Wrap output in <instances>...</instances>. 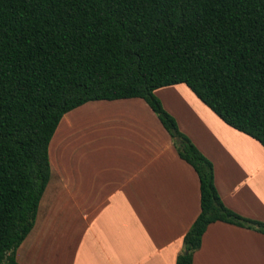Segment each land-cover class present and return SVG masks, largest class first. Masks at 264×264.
<instances>
[{"label": "trees", "instance_id": "16d2710c", "mask_svg": "<svg viewBox=\"0 0 264 264\" xmlns=\"http://www.w3.org/2000/svg\"><path fill=\"white\" fill-rule=\"evenodd\" d=\"M178 84L264 148V0H0V264H21L61 119L94 101L142 99L197 174L175 264H193L215 222L264 235L223 204L213 164L154 94Z\"/></svg>", "mask_w": 264, "mask_h": 264}, {"label": "crops", "instance_id": "0c3cea01", "mask_svg": "<svg viewBox=\"0 0 264 264\" xmlns=\"http://www.w3.org/2000/svg\"><path fill=\"white\" fill-rule=\"evenodd\" d=\"M154 94L178 128L213 164L214 183L223 204L245 218L264 222V148L226 125L184 84L162 87ZM134 100L142 99L106 102ZM140 107L144 110V106L132 107L134 110L128 106L102 108V112L121 117L103 116L101 134L95 130V138L86 140V154L90 146L97 154V170L86 173L84 188L77 186L67 170L54 172L56 187L68 188L73 201L81 194L85 199L77 206L84 213L85 236L76 241L69 264H175L183 237L199 215L197 174L178 157L152 114H134ZM66 126L65 137L69 134ZM106 131L121 135L108 138ZM61 142L50 143L52 156L55 149L60 156ZM112 162L118 166L112 167ZM115 170L123 176L122 181L113 179ZM120 197L128 202L124 209L133 211L129 221L125 217L123 221L111 220L107 214L109 208H118ZM193 264H264V235L212 223L193 255Z\"/></svg>", "mask_w": 264, "mask_h": 264}, {"label": "rangeland", "instance_id": "374dc122", "mask_svg": "<svg viewBox=\"0 0 264 264\" xmlns=\"http://www.w3.org/2000/svg\"><path fill=\"white\" fill-rule=\"evenodd\" d=\"M118 106H128L131 110H134L132 107L144 106V110L140 107L138 111L135 110L134 114L137 117L144 116V112L152 114L157 120L158 126L166 134L167 138L171 140L173 146V141L167 131L161 126L156 115L149 110L142 100L127 101V103L89 102L66 114L51 139L53 146L57 140L61 139L60 156L55 153V149L53 165L51 146H49V159L52 163L51 177L39 203L34 228L16 251V259L19 263L53 264L54 262V264H57L62 262L63 264H69L71 253L77 247L76 241L81 235L85 236V225L82 220L84 213L83 210L80 212L77 208L78 205L84 204L85 199L84 194H81L75 196L78 199L73 201L72 198L70 199L71 196L68 188L61 189L60 186L56 187L54 184V172L59 171V168L60 171L67 170L69 175L74 176L72 177L73 181L78 182L77 186L82 184V187H85L86 173H95L97 170V154L92 153L91 146L88 155L86 154V140L95 138V130H99L100 132L98 133L101 134L102 128L100 123L103 116L110 118L121 117L119 113L102 112V108L110 109ZM146 122L149 123L148 120ZM66 125L69 126V134L65 137ZM178 130L183 133L179 128ZM105 134L108 138L113 134H116V136L121 135L118 131H106ZM63 135L64 137H62ZM117 163L112 162L111 166L115 168L118 166ZM132 172L134 173V171ZM111 175L116 181L123 180V176L117 170L112 171ZM131 176H127V179ZM127 203L121 197L118 198V208L111 207L107 211L109 218L111 220L118 219L119 221H123L125 217L127 221L131 220L133 218L132 209L128 207L124 209ZM181 246L182 249L179 254L183 251V242Z\"/></svg>", "mask_w": 264, "mask_h": 264}]
</instances>
